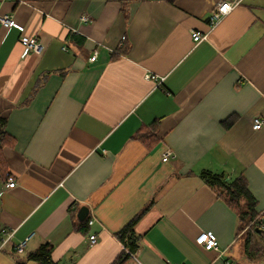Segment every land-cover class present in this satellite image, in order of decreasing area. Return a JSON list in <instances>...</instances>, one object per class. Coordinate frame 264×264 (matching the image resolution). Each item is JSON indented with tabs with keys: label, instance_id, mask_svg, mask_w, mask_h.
I'll use <instances>...</instances> for the list:
<instances>
[{
	"label": "crops",
	"instance_id": "0c3cea01",
	"mask_svg": "<svg viewBox=\"0 0 264 264\" xmlns=\"http://www.w3.org/2000/svg\"><path fill=\"white\" fill-rule=\"evenodd\" d=\"M222 1L0 0L15 22L0 24V118L17 183L0 179V264H39L43 245L55 264H111L139 216L129 264H264V234L240 231L205 178H244L264 217V0L210 30ZM21 37L44 53L24 55ZM84 208L96 222L80 230ZM204 232L218 250L196 243Z\"/></svg>",
	"mask_w": 264,
	"mask_h": 264
},
{
	"label": "trees",
	"instance_id": "16d2710c",
	"mask_svg": "<svg viewBox=\"0 0 264 264\" xmlns=\"http://www.w3.org/2000/svg\"><path fill=\"white\" fill-rule=\"evenodd\" d=\"M5 126L6 120L0 118V179H5L7 181L8 177L6 176L5 159L2 151L4 147L12 143L13 139L6 132ZM138 137H140L148 147L152 146L154 140L151 133L139 130ZM205 178L207 183L215 190L218 197L225 201V203L237 214L240 231L245 228H248L250 232L260 230L258 222L261 215L256 212L257 202L250 193L244 178L240 177L234 181H230L224 176H214L208 173L205 174ZM139 217L133 219L116 234L117 239L122 243L124 249L111 264H129L132 255L138 251L140 243L134 227ZM84 220L78 218L77 227L80 230H83L84 226H88V221ZM260 231L264 234V230ZM52 250V246L43 245L36 253L30 255V258L39 262V264H55L51 257Z\"/></svg>",
	"mask_w": 264,
	"mask_h": 264
},
{
	"label": "built area",
	"instance_id": "2783aa9c",
	"mask_svg": "<svg viewBox=\"0 0 264 264\" xmlns=\"http://www.w3.org/2000/svg\"><path fill=\"white\" fill-rule=\"evenodd\" d=\"M242 0H224L218 4V6L213 11L210 19H209V26L210 30L215 29L229 14L241 4ZM83 22H87L88 18L84 17ZM0 24L7 27L15 26L14 18L10 15H0ZM193 40L195 43H200L207 39V34H200V33H193ZM124 40V38H123ZM20 43L24 48V55H27L29 53L36 54V55H42L45 51V45L43 42L38 40L37 38H28V37H21ZM123 44V42H122ZM121 44V45H122ZM97 58V54H94V56L91 58V61L95 62ZM264 125L263 120L257 119L254 121L253 129L254 130H260ZM171 156V152H167L164 155L163 160L167 161ZM8 188H14L16 186V181L12 176L8 177V180L6 182ZM96 222V219H90L88 221L89 225H93ZM258 226L260 230H264V217H260V220L258 222ZM10 237L3 239L0 243V250L4 248V246L8 243ZM29 239H26L25 241L21 242L16 247V253L17 254H23L25 252L27 243ZM90 242L91 244L97 243V235L90 236ZM196 243L203 247L207 251L211 250H218L219 249V242L216 237V235L212 232H204L198 238L196 239ZM133 257V255H132Z\"/></svg>",
	"mask_w": 264,
	"mask_h": 264
},
{
	"label": "water",
	"instance_id": "95a60500",
	"mask_svg": "<svg viewBox=\"0 0 264 264\" xmlns=\"http://www.w3.org/2000/svg\"><path fill=\"white\" fill-rule=\"evenodd\" d=\"M87 213H88V210L86 208L82 209V211L79 215L80 219L81 220L85 219L87 217ZM258 231H260V230H258Z\"/></svg>",
	"mask_w": 264,
	"mask_h": 264
}]
</instances>
